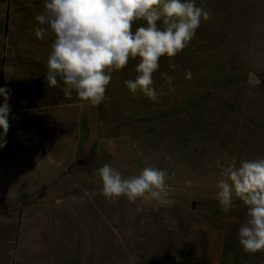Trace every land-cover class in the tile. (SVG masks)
I'll use <instances>...</instances> for the list:
<instances>
[{
    "label": "rangeland",
    "instance_id": "1",
    "mask_svg": "<svg viewBox=\"0 0 264 264\" xmlns=\"http://www.w3.org/2000/svg\"><path fill=\"white\" fill-rule=\"evenodd\" d=\"M196 5L212 18L176 69L161 58L156 101L124 85L137 60L110 73L98 106L65 98L62 82L38 84L46 99L11 101L34 112L22 116L29 162L0 173V264H264V252L244 253L238 241L246 206L234 196L225 213L216 199L222 167L264 158V0ZM105 164L125 177L165 171L172 203L109 202L97 175Z\"/></svg>",
    "mask_w": 264,
    "mask_h": 264
},
{
    "label": "clouds",
    "instance_id": "2",
    "mask_svg": "<svg viewBox=\"0 0 264 264\" xmlns=\"http://www.w3.org/2000/svg\"><path fill=\"white\" fill-rule=\"evenodd\" d=\"M212 15L211 10L197 6L196 0H44L43 10L34 16V33L39 40L53 37L45 78L52 88L61 87L62 82L65 98L71 99L75 92L92 106L100 105L112 79L110 73L137 60V75L124 85L133 96L139 92L156 101L165 94L153 87L161 58L167 57L169 68L176 69L175 57L190 45L201 21ZM137 21L144 23L134 28ZM161 77L169 85L174 81L166 72ZM186 78H191L190 70ZM0 96V129L6 136L10 89L0 88ZM4 146L0 143V148ZM97 175L101 194L109 202L125 197L129 202L144 198L160 205L172 203L167 199L168 177L163 170L145 167L139 175L125 177L105 164ZM220 176L216 199L222 211L237 206L234 196L246 206L247 219L238 228L243 252H264V158L244 160L239 167L229 164L221 168Z\"/></svg>",
    "mask_w": 264,
    "mask_h": 264
},
{
    "label": "crops",
    "instance_id": "3",
    "mask_svg": "<svg viewBox=\"0 0 264 264\" xmlns=\"http://www.w3.org/2000/svg\"><path fill=\"white\" fill-rule=\"evenodd\" d=\"M44 0H0V88L10 89L9 131L6 136L0 129V173L15 175L29 162L30 147L28 132L30 124L23 114L34 109L21 110L11 104L13 100H36L44 95L46 89H37L38 84L47 83L46 67L51 52L53 37L36 38L34 28L37 22L34 16L43 10ZM44 86V84H42ZM40 93V95H37ZM43 94V95H41ZM3 96H0V106ZM20 106V104L18 105ZM10 173V174H9Z\"/></svg>",
    "mask_w": 264,
    "mask_h": 264
},
{
    "label": "water",
    "instance_id": "4",
    "mask_svg": "<svg viewBox=\"0 0 264 264\" xmlns=\"http://www.w3.org/2000/svg\"><path fill=\"white\" fill-rule=\"evenodd\" d=\"M251 81H252V82H256V81H257V78H256L255 76H252V77H251ZM78 164H82V165H84V164H87V161L79 162ZM192 208L194 209V208H195V205H193Z\"/></svg>",
    "mask_w": 264,
    "mask_h": 264
}]
</instances>
